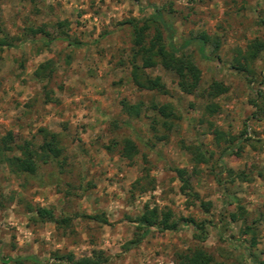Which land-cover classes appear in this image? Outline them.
I'll list each match as a JSON object with an SVG mask.
<instances>
[{
	"label": "rangeland",
	"instance_id": "374dc122",
	"mask_svg": "<svg viewBox=\"0 0 264 264\" xmlns=\"http://www.w3.org/2000/svg\"><path fill=\"white\" fill-rule=\"evenodd\" d=\"M154 6L171 20L176 37L205 31L219 39L218 59L192 48L200 82L191 94L179 91L175 76L159 66L146 72L158 75L168 93L131 81L125 21L149 15ZM37 28L48 36L31 33ZM60 34L79 45L43 44ZM252 38L264 41V0H0V40L12 44L0 45V138L9 131L13 143L38 144L44 128L57 134L62 148L61 161L40 163L35 175L0 163V264H69L66 253L78 258L93 251L102 254L99 264H172L176 252L193 245L226 264L263 260L264 51L250 73L233 68L237 51ZM47 59L54 71L37 81L33 71ZM212 81L224 91L208 115L201 93ZM45 90L56 101L45 102ZM122 100L140 102L139 117L125 114ZM150 103L170 104L169 129L150 122ZM217 129L226 135L216 145ZM124 138L136 145L130 159L119 155ZM186 145L212 152L210 160L192 162ZM175 168L185 170L187 186ZM143 169L153 184L139 193L130 185ZM198 199L210 203L207 212ZM145 204L168 208L174 218L203 220L204 240L193 239L191 227H150L127 247L142 231L133 221ZM36 205L68 217V225L31 220ZM93 214L106 223L84 216Z\"/></svg>",
	"mask_w": 264,
	"mask_h": 264
},
{
	"label": "trees",
	"instance_id": "16d2710c",
	"mask_svg": "<svg viewBox=\"0 0 264 264\" xmlns=\"http://www.w3.org/2000/svg\"><path fill=\"white\" fill-rule=\"evenodd\" d=\"M130 26V78L132 83L141 90L157 91L162 94L168 93L164 83L158 75H150L147 69L156 66L161 67L165 71L171 72L176 78V84L179 91L185 94H191L198 90L200 82V70L195 64L192 48L196 53L204 58L212 57L218 59L217 49L220 42L216 36H210L205 31H199L187 38L176 37L171 20L166 17L161 9L154 6L152 12L142 18H131L125 21ZM31 33L44 34L43 29L31 30ZM53 39L66 41L69 45H79L74 41H69L64 34L52 36L43 41L47 45ZM0 45L11 46L4 39L0 40ZM209 47V50L207 49ZM191 49V50H189ZM264 51V41L259 38L250 39L242 50L237 51L234 58L235 64L233 68L237 71L250 73V64L256 59L261 52ZM53 61L47 59L38 63L33 71L37 81H48L52 72ZM45 88V85L42 86ZM224 91L223 86L212 81L202 90L201 96L208 101L206 113L213 115L217 111V105L213 100ZM45 102L56 101L49 95V91L43 93ZM123 112L132 117H139L142 112L140 102L128 103L125 100L120 102ZM145 109L151 110L153 113V123H158L170 128L169 119L174 117L173 110L168 103L155 104L150 103ZM151 127V123H150ZM41 134V142L38 144L29 140H23L21 143H13L12 135L8 131L0 138V163H5L8 169L13 173H25L26 175H35L39 164L48 162H60L62 148L58 143V137L55 132L39 128ZM226 133L222 130L213 132L214 143L217 145L218 139L223 138ZM232 141L231 137L227 139ZM191 155L190 159L194 163H206L212 156V152L205 153L197 145H186ZM226 149H224L225 151ZM223 151V152H224ZM137 153L136 145L129 138L121 141L119 155L122 158L130 159ZM223 154V153H222ZM60 160V161H59ZM228 174H231L230 168L224 167ZM176 176L179 178L181 185L187 186L188 181L183 177L185 170L183 168H175ZM153 179L149 176L148 171L143 169L141 174L137 176L130 185L131 190H137L139 193L151 189ZM197 198L196 194H193ZM210 203L198 199V206L207 212ZM91 220H99L106 223V219L101 215H84ZM30 219L39 222H52L58 227H66L68 225V217L62 216L56 218L51 208L36 205L31 210ZM136 228H142L140 234L127 242V247L135 245L148 232L150 227H154L160 231H177L186 227H191L192 238L197 242H202L206 236V229L203 220H196L193 217L174 218L173 213L168 208L149 207L144 205L140 213L133 221ZM60 259L61 256L55 255ZM64 260L69 264H99L104 259L100 251H93L89 256L74 258L72 253H66ZM172 264H226L222 261L215 260L202 246L193 245L186 249L175 253ZM264 264V259L257 262Z\"/></svg>",
	"mask_w": 264,
	"mask_h": 264
}]
</instances>
